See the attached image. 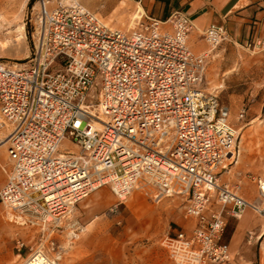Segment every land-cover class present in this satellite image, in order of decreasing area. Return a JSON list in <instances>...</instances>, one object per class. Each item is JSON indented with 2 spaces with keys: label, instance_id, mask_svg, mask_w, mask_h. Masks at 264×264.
Wrapping results in <instances>:
<instances>
[{
  "label": "built area",
  "instance_id": "obj_1",
  "mask_svg": "<svg viewBox=\"0 0 264 264\" xmlns=\"http://www.w3.org/2000/svg\"><path fill=\"white\" fill-rule=\"evenodd\" d=\"M38 1L30 54L0 63V147L10 162L0 202L10 220L47 233L19 264H58L63 246L51 234L103 186L119 203L134 189L153 202L183 197L192 226L165 234L172 263L229 262L227 218L247 209L264 217V156L253 200L220 180L238 161V133L228 107L199 87L208 53L189 48L188 15L174 11L170 29L152 18L123 31L76 0ZM203 38L215 48L226 32L211 25ZM65 137L72 146L60 151ZM23 248L17 240L18 258Z\"/></svg>",
  "mask_w": 264,
  "mask_h": 264
},
{
  "label": "rangeland",
  "instance_id": "obj_2",
  "mask_svg": "<svg viewBox=\"0 0 264 264\" xmlns=\"http://www.w3.org/2000/svg\"><path fill=\"white\" fill-rule=\"evenodd\" d=\"M71 1L62 0L64 4ZM34 2L0 0V21L4 19L0 26V62L20 64L30 54L31 33L39 9L38 0L36 4ZM52 2L54 0H50L49 5ZM107 21L105 19V24L109 25ZM249 44L227 51L222 59L223 65L218 67L225 73L210 76L202 89L216 94L219 103L228 107L229 119L238 133V161L229 167V172L220 175V180L238 186L245 198L253 200L256 197L254 178L259 173L260 159L264 155V47ZM206 45L203 52L208 55L219 46L211 48ZM96 91L94 89L93 93ZM241 108L245 114L238 119ZM71 146L65 137L59 150ZM116 202L110 188L103 186L75 205L69 219L50 236L57 237L63 246L58 264H173L162 240L168 231H188L191 228L192 221L184 217V198L171 196L153 202L144 191L134 189L117 210H112ZM6 213V209L0 206L2 223H10ZM254 215L257 219H264L256 213ZM15 227L17 231L6 235L0 226V264L10 263L17 254V240L24 243V248L13 264L21 263L28 247L36 245L42 233L45 234L43 238L47 237L38 226L20 224ZM73 228H77V235L71 238ZM57 233L60 237L55 236ZM226 264L247 263H232L231 259Z\"/></svg>",
  "mask_w": 264,
  "mask_h": 264
},
{
  "label": "crops",
  "instance_id": "obj_3",
  "mask_svg": "<svg viewBox=\"0 0 264 264\" xmlns=\"http://www.w3.org/2000/svg\"><path fill=\"white\" fill-rule=\"evenodd\" d=\"M76 1L99 16L101 19L99 17L98 19L105 26L123 31L135 29L139 19L145 23L152 18L164 22L163 28L170 29L169 16L174 11H181L188 15L192 22L193 28L188 35L187 43L196 54L202 53L207 48L203 38L204 30L211 25L222 27L226 32V39L219 44L215 52L207 56V68L204 79L199 84L200 88H203L210 76L217 77L225 73V70L218 67L223 65L222 59L227 51H231L236 46L264 41V0ZM36 3L37 0L34 4ZM59 4L64 3L62 0H54L48 7L52 9ZM105 19L110 26L105 24ZM214 68L218 70L213 71ZM0 152V187H2L9 176L10 162L6 149H0ZM119 204L121 203L118 200L114 203V210L118 209ZM0 206L4 207L1 202ZM6 218L12 224L0 221V226L3 227L1 231L9 235L18 230L15 226L20 223L10 220L7 215ZM58 233L55 236L60 237ZM56 238L55 241L60 244V240ZM224 240L229 244L232 263L236 261V263L264 264V219H257L250 209L244 211L238 219L227 218ZM7 258L10 259L8 254ZM16 258L17 254L8 264H13Z\"/></svg>",
  "mask_w": 264,
  "mask_h": 264
},
{
  "label": "bare ground",
  "instance_id": "obj_4",
  "mask_svg": "<svg viewBox=\"0 0 264 264\" xmlns=\"http://www.w3.org/2000/svg\"><path fill=\"white\" fill-rule=\"evenodd\" d=\"M4 19H1V21H0V26H2L4 23ZM20 27V26H19ZM22 29V28H21ZM17 38V37H16ZM0 148H4V146H1ZM69 234V233H68Z\"/></svg>",
  "mask_w": 264,
  "mask_h": 264
}]
</instances>
